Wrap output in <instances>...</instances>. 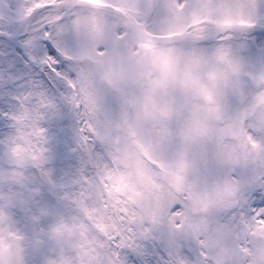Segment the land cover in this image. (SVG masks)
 I'll use <instances>...</instances> for the list:
<instances>
[{
	"label": "snow or ice",
	"instance_id": "obj_1",
	"mask_svg": "<svg viewBox=\"0 0 264 264\" xmlns=\"http://www.w3.org/2000/svg\"><path fill=\"white\" fill-rule=\"evenodd\" d=\"M0 264H264V0H0Z\"/></svg>",
	"mask_w": 264,
	"mask_h": 264
}]
</instances>
